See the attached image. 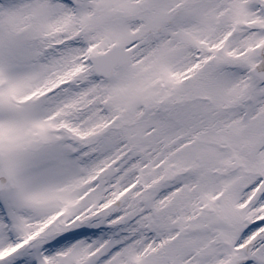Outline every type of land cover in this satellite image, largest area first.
Returning a JSON list of instances; mask_svg holds the SVG:
<instances>
[{"label":"snow or ice","instance_id":"snow-or-ice-1","mask_svg":"<svg viewBox=\"0 0 264 264\" xmlns=\"http://www.w3.org/2000/svg\"><path fill=\"white\" fill-rule=\"evenodd\" d=\"M0 264H264V0H0Z\"/></svg>","mask_w":264,"mask_h":264}]
</instances>
